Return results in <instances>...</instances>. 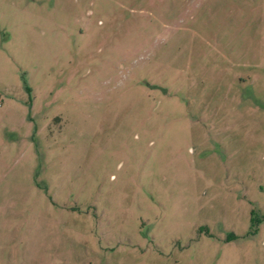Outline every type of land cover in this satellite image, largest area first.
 Here are the masks:
<instances>
[{
  "label": "rangeland",
  "instance_id": "1",
  "mask_svg": "<svg viewBox=\"0 0 264 264\" xmlns=\"http://www.w3.org/2000/svg\"><path fill=\"white\" fill-rule=\"evenodd\" d=\"M0 264H264V0H0Z\"/></svg>",
  "mask_w": 264,
  "mask_h": 264
}]
</instances>
